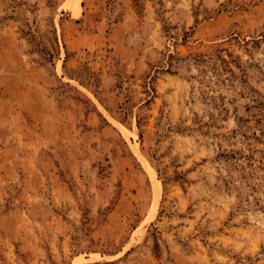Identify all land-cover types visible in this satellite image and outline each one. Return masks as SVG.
<instances>
[{"label":"rangeland","instance_id":"1","mask_svg":"<svg viewBox=\"0 0 264 264\" xmlns=\"http://www.w3.org/2000/svg\"><path fill=\"white\" fill-rule=\"evenodd\" d=\"M0 0V264H264V0Z\"/></svg>","mask_w":264,"mask_h":264},{"label":"bare ground","instance_id":"2","mask_svg":"<svg viewBox=\"0 0 264 264\" xmlns=\"http://www.w3.org/2000/svg\"><path fill=\"white\" fill-rule=\"evenodd\" d=\"M80 2H81V0H74V3L76 4L75 8H77L80 5Z\"/></svg>","mask_w":264,"mask_h":264}]
</instances>
